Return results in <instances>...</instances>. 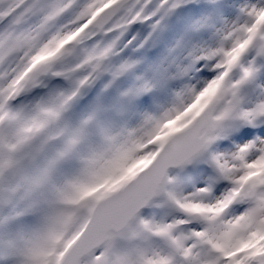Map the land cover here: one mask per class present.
Listing matches in <instances>:
<instances>
[{
  "label": "snow or ice",
  "instance_id": "1",
  "mask_svg": "<svg viewBox=\"0 0 264 264\" xmlns=\"http://www.w3.org/2000/svg\"><path fill=\"white\" fill-rule=\"evenodd\" d=\"M0 264H264V0H0Z\"/></svg>",
  "mask_w": 264,
  "mask_h": 264
}]
</instances>
